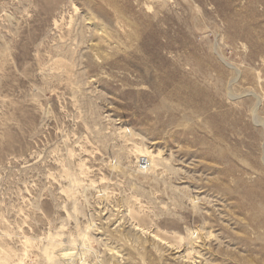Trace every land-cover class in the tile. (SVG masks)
<instances>
[{
  "label": "rangeland",
  "instance_id": "1",
  "mask_svg": "<svg viewBox=\"0 0 264 264\" xmlns=\"http://www.w3.org/2000/svg\"><path fill=\"white\" fill-rule=\"evenodd\" d=\"M81 236L264 264V0H0V264Z\"/></svg>",
  "mask_w": 264,
  "mask_h": 264
},
{
  "label": "bare ground",
  "instance_id": "2",
  "mask_svg": "<svg viewBox=\"0 0 264 264\" xmlns=\"http://www.w3.org/2000/svg\"><path fill=\"white\" fill-rule=\"evenodd\" d=\"M146 156H150V154H146ZM163 162H164V159H163ZM173 171H175V170H173ZM135 227H133L132 229H134L137 232H140L141 234L144 233V230L143 229L138 228L139 226L136 227V228ZM80 240L83 241L82 243L80 242V244L82 245V247H80L81 245H79V244H75L74 245V243H76V240H73V241L68 240L67 242L70 245H72V246L69 245L70 246V248H69L62 241H59L56 237H51L50 240H49V242H48V244L45 247H42L43 248L42 249L43 255L45 257V260L47 261L46 263H50V264H88V262H89L88 261V258H89L88 253H89L90 249H88L87 246H85V244L87 242V240H86L85 237H82L81 236ZM79 247L81 249H79ZM173 250H175V253L177 255L179 254V256H177V258L182 259V260L185 259V262L189 261V259H190L189 255L188 254L187 255L182 254L181 248H177V249H173ZM196 251L200 254V252L197 250V248H196ZM114 253L117 255V251L112 253V255H113L112 258L115 259L116 258V255ZM96 262L97 263L100 262L99 264H105L107 261L104 259V257H101L100 260L99 261H96ZM97 263H94V264H97Z\"/></svg>",
  "mask_w": 264,
  "mask_h": 264
}]
</instances>
